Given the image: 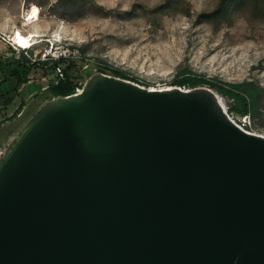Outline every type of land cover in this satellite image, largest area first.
Listing matches in <instances>:
<instances>
[{"label": "water", "instance_id": "95a60500", "mask_svg": "<svg viewBox=\"0 0 264 264\" xmlns=\"http://www.w3.org/2000/svg\"><path fill=\"white\" fill-rule=\"evenodd\" d=\"M209 87L109 74L0 157V264H264V136Z\"/></svg>", "mask_w": 264, "mask_h": 264}, {"label": "rangeland", "instance_id": "374dc122", "mask_svg": "<svg viewBox=\"0 0 264 264\" xmlns=\"http://www.w3.org/2000/svg\"><path fill=\"white\" fill-rule=\"evenodd\" d=\"M164 1L87 0L83 10L66 13L55 8L56 0H0V55L12 54L3 36L13 41L11 35L19 30L34 31L40 40L54 42L59 37L57 44L66 53L84 55L85 73L90 77L100 73L102 61L150 87H171L183 68L222 82L255 80L264 87V6H245L219 27L197 22L198 15L212 11L219 0H180L177 13L159 18L141 8L152 9ZM135 7L131 17L128 12ZM32 8L39 10L38 15L28 21ZM47 44L42 41L27 52L33 51L35 58ZM54 77L55 73L43 76L41 70L32 73L31 84L23 88L7 114L0 115L1 121L21 99L26 100L23 112L0 128V157L38 109L39 101L32 92L35 81L46 88ZM223 102L228 109L225 98ZM230 116L243 121L240 116ZM247 122L250 132L264 134V116L257 123Z\"/></svg>", "mask_w": 264, "mask_h": 264}, {"label": "trees", "instance_id": "16d2710c", "mask_svg": "<svg viewBox=\"0 0 264 264\" xmlns=\"http://www.w3.org/2000/svg\"><path fill=\"white\" fill-rule=\"evenodd\" d=\"M86 4L87 0H56L54 6L57 10L67 13L83 10ZM179 4L180 0H165L152 9H147L143 6L141 8H144V11L149 14H153L155 18H159L164 15L177 13ZM248 5H253V7L264 6V0H219L212 11L200 13L197 17V22H208L219 27L223 22H230L236 12ZM135 10L136 7L129 11L128 14L132 17V14H136ZM7 44L12 54L8 56L0 55V115L7 114L15 99L21 96L23 88L31 84V74L36 71L41 70L43 76L55 73V77L49 80L46 88L43 87L40 80L35 81L32 87L33 96L39 101L38 109L54 98L78 94L93 77L86 76L84 69L86 57L82 54L56 60H42L39 55L34 58L33 51L27 52L31 49L17 51L11 47L10 43L7 42ZM70 48L74 49L72 46ZM81 50L84 52L83 48ZM99 63L102 64L99 74L113 75L117 78L133 81L141 86L150 87L148 83L132 77L125 70L106 62L99 61ZM171 86L185 89L209 87L215 90L222 98H225L230 115L249 116L254 123H257L264 116V87L255 80L222 82L216 78L195 73L189 68H183L178 70ZM26 105V100L21 99L18 107L0 121V128H3L5 122L17 118ZM238 122L240 123L241 121ZM245 128L249 130L246 124Z\"/></svg>", "mask_w": 264, "mask_h": 264}, {"label": "built area", "instance_id": "2783aa9c", "mask_svg": "<svg viewBox=\"0 0 264 264\" xmlns=\"http://www.w3.org/2000/svg\"><path fill=\"white\" fill-rule=\"evenodd\" d=\"M5 41H8V43L11 44V46L14 48V49H20V50H28L29 48H20L18 47L12 40H10L9 38H6V37H2ZM48 44L47 46L44 48V51L40 54V59L42 60H56V59H61V58H64V57H69V56H75L74 53L70 52V53H66V49L63 45H61L62 47H59L60 45L57 44V41H54L52 42L51 40L50 41H47ZM31 49V48H30ZM141 86V85H140ZM142 87H145V86H142ZM174 87H177V86H174ZM153 90H164V89H169V88H173L172 86L171 87H165V88H157V87H149ZM181 88V87H179ZM181 89H185V88H181ZM243 121H241L239 124L245 128V124L247 125L248 122L247 121H251L250 117L249 116H244L242 117ZM248 119V120H247ZM246 129V128H245ZM247 130V129H246ZM249 131V130H248ZM258 134V133H256ZM264 136V134H261Z\"/></svg>", "mask_w": 264, "mask_h": 264}, {"label": "bare ground", "instance_id": "6f19581e", "mask_svg": "<svg viewBox=\"0 0 264 264\" xmlns=\"http://www.w3.org/2000/svg\"><path fill=\"white\" fill-rule=\"evenodd\" d=\"M18 33H20L25 38H27L29 36L32 37V39L29 41V45L27 48H32L33 46L37 45L38 43H40L42 41H46V40L50 41L49 39H42V40L38 39L39 35L37 33H35L34 31H29L27 33H23V31L19 30V31L15 32L14 35H11V36L14 37L13 42L20 48H25V47H22L16 43V34H18ZM55 41H59V39H55ZM222 102H223V100H222Z\"/></svg>", "mask_w": 264, "mask_h": 264}, {"label": "snow or ice", "instance_id": "6c2138e0", "mask_svg": "<svg viewBox=\"0 0 264 264\" xmlns=\"http://www.w3.org/2000/svg\"><path fill=\"white\" fill-rule=\"evenodd\" d=\"M38 9L37 8H32L31 9V14L27 16V20L31 21L38 15ZM32 39L31 36L25 38L23 37L20 33L16 34V43L22 47L27 48L29 45V41ZM59 39V37H57Z\"/></svg>", "mask_w": 264, "mask_h": 264}, {"label": "crops", "instance_id": "0c3cea01", "mask_svg": "<svg viewBox=\"0 0 264 264\" xmlns=\"http://www.w3.org/2000/svg\"><path fill=\"white\" fill-rule=\"evenodd\" d=\"M6 42H8V41H6ZM35 110H36V107H35Z\"/></svg>", "mask_w": 264, "mask_h": 264}]
</instances>
